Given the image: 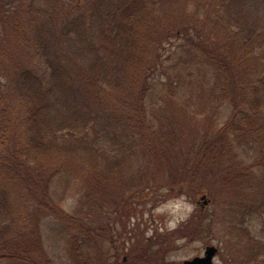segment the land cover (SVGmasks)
<instances>
[{
    "label": "trees",
    "instance_id": "trees-1",
    "mask_svg": "<svg viewBox=\"0 0 264 264\" xmlns=\"http://www.w3.org/2000/svg\"><path fill=\"white\" fill-rule=\"evenodd\" d=\"M165 182L259 264L264 0H0V264H107L105 211Z\"/></svg>",
    "mask_w": 264,
    "mask_h": 264
},
{
    "label": "rangeland",
    "instance_id": "rangeland-1",
    "mask_svg": "<svg viewBox=\"0 0 264 264\" xmlns=\"http://www.w3.org/2000/svg\"><path fill=\"white\" fill-rule=\"evenodd\" d=\"M202 172L195 173L197 182L194 185L206 184L203 181L208 179ZM162 186L164 187L161 189L147 190L141 194H128L131 200L128 201L129 205L127 202L123 204L129 207L124 210L123 218L115 213V208L105 211L106 214L100 220L106 229L104 235L108 238H103V251L109 259L107 264H115L117 260L122 264H182L185 260L203 256L205 249L212 245L219 249L215 264H248L230 249L227 244L229 236L224 225H217L212 231L201 227L216 209L212 194L189 191L185 187L172 188L166 182ZM222 192L224 191L220 193ZM202 196L207 197L208 204L204 205ZM76 203L77 198L71 197L65 202L64 208L73 213ZM220 211L218 209L217 213ZM186 224L188 229H182ZM246 227L253 237L264 241V219H260L257 213L248 217ZM50 228L51 226L45 227L44 232L50 234ZM229 232L235 233H232V230ZM238 234L242 235L241 232ZM60 244L54 243L51 252L60 264H69V258L62 252ZM112 253H115V256ZM263 258L260 257L259 264H263ZM147 259L149 261H145Z\"/></svg>",
    "mask_w": 264,
    "mask_h": 264
},
{
    "label": "water",
    "instance_id": "water-1",
    "mask_svg": "<svg viewBox=\"0 0 264 264\" xmlns=\"http://www.w3.org/2000/svg\"><path fill=\"white\" fill-rule=\"evenodd\" d=\"M201 200L204 201V205L209 203L206 196H202ZM218 253L219 249L216 246H208L205 249L203 256L185 260L182 264H215V258L217 257Z\"/></svg>",
    "mask_w": 264,
    "mask_h": 264
}]
</instances>
